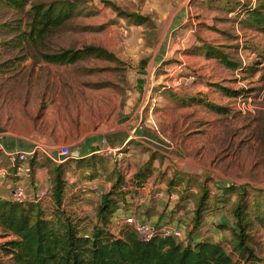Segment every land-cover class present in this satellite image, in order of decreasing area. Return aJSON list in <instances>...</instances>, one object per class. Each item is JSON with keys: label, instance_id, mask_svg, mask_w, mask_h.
I'll use <instances>...</instances> for the list:
<instances>
[{"label": "rangeland", "instance_id": "374dc122", "mask_svg": "<svg viewBox=\"0 0 264 264\" xmlns=\"http://www.w3.org/2000/svg\"><path fill=\"white\" fill-rule=\"evenodd\" d=\"M26 1L23 10L0 1V61L30 59L36 65L44 61L40 53L90 44L102 46L116 57L90 56L70 65L48 62L40 68L43 78L47 77L42 85L39 83L46 92L43 102L54 106L56 121L64 126L66 135L73 136L74 129H81L88 137L102 125L106 133H110L129 116L132 121H139L145 131L146 137L130 139L122 147V155H118L120 150H103L83 160L69 157L63 161L67 162L64 171L70 185L69 193L65 191L63 207L82 218L80 226L87 224L85 230H91L97 223L96 211L101 197L118 178L127 193L108 219L109 231L119 235L132 230L125 218L131 213L142 217L144 206L148 204L147 211L163 213L167 222L182 229L183 238L175 239L182 246L196 243L205 228L206 219L193 231L194 194L201 192L203 184L210 190L217 188L220 194L223 192L218 187L229 184L246 187L250 196L264 190V58L245 48L250 41L263 46L262 33L242 28L233 12L198 4L199 14H193L196 32L185 36L183 31L167 37L159 51V43L165 36L157 29V23L162 13H167L171 5L174 7L170 0H110L127 12L149 15L155 27L133 23L102 0H83L78 12L60 29L45 35L39 42L29 41L24 35L21 43L19 35L31 30L33 3L54 0ZM185 27H190V22ZM122 29H126L127 34ZM195 40L223 47L247 68L248 65L259 68L252 71L249 68L246 72L232 70L216 59L187 52L195 45ZM2 70L11 71L8 67ZM17 70L18 73L25 68ZM189 76L193 80L185 81L186 77L190 80ZM139 79H143L140 84L137 83ZM137 93L141 95L139 100L135 97ZM186 96L206 98L226 111L218 112L196 102L184 103L182 99ZM39 119L35 117L36 121ZM37 126L43 129L53 125ZM101 140L107 142L106 137ZM76 154L77 157L85 156L80 152ZM38 158L46 163L48 159L55 164L63 163L51 158L49 148L38 149L34 159ZM174 171H184L185 181L191 179L187 183L190 190L185 196L180 193L187 185L185 181L175 189L169 184ZM140 172L147 174L141 180L142 186L137 184ZM70 174L86 181L111 176L113 182L106 192L90 201L95 203L94 207L81 214L78 203L84 199L81 196L84 192L75 189L77 183L70 181ZM93 189L98 190L97 187ZM158 192L161 195H156ZM237 195V192L229 194L221 209L206 214L214 216V242L219 241L237 264H243L245 258L234 248L232 232L236 224L233 209ZM40 202L49 214L54 208L51 191ZM169 207L172 208L168 210ZM220 216L224 222L218 220ZM248 232L251 235L249 245L264 259V228L253 218ZM5 240L7 237L2 236L0 229V245ZM2 251L0 248V264H10Z\"/></svg>", "mask_w": 264, "mask_h": 264}, {"label": "trees", "instance_id": "16d2710c", "mask_svg": "<svg viewBox=\"0 0 264 264\" xmlns=\"http://www.w3.org/2000/svg\"><path fill=\"white\" fill-rule=\"evenodd\" d=\"M10 6L24 9L26 0H0ZM86 1V0H85ZM118 15L132 20L139 25L155 27L149 15L137 12H127L110 0H102ZM83 0H54L50 3H33L31 7L32 24L29 32L19 35L22 43L25 38L39 42L64 26L80 8ZM211 7L219 6L228 12H233L236 21L242 28L253 29L264 36V0L233 1L205 0ZM258 57L264 58V45L259 46L250 41L245 46ZM187 52L202 54L215 58L228 69L246 72L257 66L248 68L245 63L233 58L223 47L210 43H202L189 48ZM42 59L59 65L74 64L90 56L115 59L114 53L99 45H85L81 48H66L54 53H40ZM220 86V85H217ZM222 90H225L221 87ZM227 93L226 91L224 92ZM234 94L239 91H233ZM184 103L196 102L215 111L224 109L206 98L183 97ZM50 173V191L54 203L53 210L47 214L40 201H16L0 197V227L8 240L0 245L4 258H9L10 264H237L227 253L220 242L197 241L182 246L174 238L157 236L151 240H142L136 231L127 230L115 235L107 228L108 219L114 213L118 202L125 198L127 191L121 187L118 178L109 191L101 197L96 211L97 223L91 230H85L86 225L80 226L81 217L74 215L63 207L65 193H69L70 185L65 178L64 167L67 162L55 164L47 160ZM184 171H174L168 180L174 189L185 181ZM142 181L147 174H137ZM191 181L186 180V184ZM185 185L180 193L185 196L190 185ZM219 190H210L202 185L201 192L196 197L193 218V231L205 222L208 212L221 209L226 197L237 192L236 205L233 215L236 220L232 232L234 248L245 258L243 264H264V259L255 254L249 245L251 238L248 232L255 218L264 228V190L250 196L246 187H235L232 184L220 185ZM66 191V192H65ZM130 194V193H129ZM86 223L84 220L83 224ZM223 224V223H222Z\"/></svg>", "mask_w": 264, "mask_h": 264}, {"label": "crops", "instance_id": "0c3cea01", "mask_svg": "<svg viewBox=\"0 0 264 264\" xmlns=\"http://www.w3.org/2000/svg\"><path fill=\"white\" fill-rule=\"evenodd\" d=\"M171 4H173L174 7H172ZM198 4H206L209 6L205 0H170L171 8L167 13H162V15H160V19H158L159 24L157 23V29H160L162 36H165L164 40L159 43V51L163 49L161 45H164L163 41L168 40L167 37L183 31L185 36H189L192 32H196L197 24L194 21L195 16H193V14L195 12L196 15L199 14ZM161 21L162 24H160ZM187 22H190V27H185ZM204 42L205 41L198 42V40H195L193 44L201 45ZM14 46L15 45L9 48H13ZM163 59L164 58L160 61ZM160 61H158V63H160ZM35 64L36 65H34V62L30 59L7 62L0 61V197L3 199H11L13 189L20 184L25 187L28 194L42 187L50 188L49 164L44 161L42 162L39 158L34 159L35 154L29 155L28 161L20 162L18 159L8 155V150L31 153L36 147H44L49 148L51 154H54V151H58L57 149L61 146L67 145L71 149V159L77 161L87 158L90 153H98L95 151L103 146V144L100 143L103 137L107 138L106 143L115 151L120 150L118 155L123 154L121 149L124 145L129 143L130 139L146 137L144 136L145 131L142 130L140 122L132 121V116H129L130 118L117 128L111 129L110 133H106L105 125H102L101 129L92 132L93 134L88 137L82 134L83 132L81 129H74L73 136L66 135L64 126H59V121H56L54 106L49 104L46 105L43 102V97H45L46 92H43L41 85L43 79L47 77L43 78L44 75L42 71H40V68L46 66L48 62L42 61L36 62ZM6 67L11 69V71L7 72L2 70ZM17 68H25V70L17 73ZM142 71L143 70H140V73H143ZM142 82L143 79H139L137 83L140 84ZM138 94L139 93H137L135 97L139 100L141 95ZM130 102L132 106H134L133 100H130ZM129 107L130 105L128 104L126 106L127 111ZM37 116L40 118L38 121L35 120ZM37 124L47 126L52 124L53 126L44 127L42 129L39 128ZM77 131L79 133H77ZM130 145L131 144H129V146ZM77 152L85 156L77 157ZM114 154L117 156L116 153ZM70 176V181H76L77 183L75 189L79 192H84L81 195L84 199L78 203V207L80 208L79 213L81 214L90 211L95 205V203L92 204L90 201H94L97 195L106 192L113 182L111 176H103L101 180L94 179L92 181L82 180L79 175L70 174ZM95 187H97L98 190L94 191L93 188ZM148 207V204L144 206L142 217L139 219L153 223H164L168 221L165 219L163 213L159 214L152 209L147 211L149 209ZM171 208L172 207H169L168 210ZM212 218H214V216H207L204 224L205 228L202 234H200L202 236L196 239L197 241H215L212 239V235H214L213 233L216 227L214 225V219ZM218 220L224 222V218L221 216ZM0 229L2 231V236H5L1 227ZM218 234L221 235V232ZM5 237H7V240L10 238L8 235Z\"/></svg>", "mask_w": 264, "mask_h": 264}, {"label": "built area", "instance_id": "2783aa9c", "mask_svg": "<svg viewBox=\"0 0 264 264\" xmlns=\"http://www.w3.org/2000/svg\"><path fill=\"white\" fill-rule=\"evenodd\" d=\"M122 32L124 34H127L126 29H122ZM190 77V76H189ZM185 81H192L193 77H190V80L186 77L184 78ZM103 146L100 147V149L96 150L95 152H100L103 150L106 151H112L113 148L110 147L105 140L102 141ZM40 149V147H36L33 149L31 153H26L18 150H8V155L18 159L20 162L28 161L29 155H33L36 153V151ZM92 154V153H90ZM51 158H53L55 161L63 162L64 160L71 157V149L69 146L64 145L61 146L58 150V154L54 155L51 154ZM49 187H42L37 190H35L33 193L28 194L26 192L25 187L20 184L17 185L13 191L11 198L16 201H25V200H31V201H42L45 198L49 196ZM156 195H161V192H158ZM140 202L143 201V199L139 198ZM130 214V213H129ZM125 222L130 225L137 233L138 237L142 240H151L157 236L169 238L172 237L174 239L183 238V231L179 226L170 224L169 222L159 223V222H150L139 219V217H136L135 214L131 213L125 218Z\"/></svg>", "mask_w": 264, "mask_h": 264}, {"label": "water", "instance_id": "95a60500", "mask_svg": "<svg viewBox=\"0 0 264 264\" xmlns=\"http://www.w3.org/2000/svg\"><path fill=\"white\" fill-rule=\"evenodd\" d=\"M58 153V151H54V154H57Z\"/></svg>", "mask_w": 264, "mask_h": 264}]
</instances>
